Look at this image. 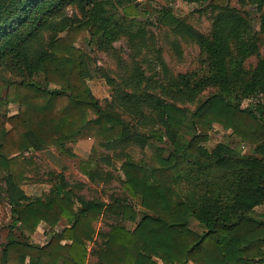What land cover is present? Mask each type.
I'll list each match as a JSON object with an SVG mask.
<instances>
[{"label": "trees", "instance_id": "1", "mask_svg": "<svg viewBox=\"0 0 264 264\" xmlns=\"http://www.w3.org/2000/svg\"><path fill=\"white\" fill-rule=\"evenodd\" d=\"M232 2L209 1L203 33L170 7L144 5L156 18H140L134 0H0V202L13 218L1 263L264 264V0ZM247 6L260 15L258 30ZM154 24L198 46L195 68L170 72L153 47ZM122 39L128 59L115 46ZM80 40L112 53L121 72L97 67ZM145 48L159 71L147 74ZM99 74L111 87L103 102L88 83ZM214 124L253 152L229 141L208 149ZM86 139L94 140L80 164L88 182L116 180L122 192L87 197V183L63 172L47 191L25 192L24 152L40 143L73 155L68 144ZM132 147L151 155L136 159ZM100 162L119 164L123 178ZM41 225L44 244L31 240Z\"/></svg>", "mask_w": 264, "mask_h": 264}, {"label": "rangeland", "instance_id": "2", "mask_svg": "<svg viewBox=\"0 0 264 264\" xmlns=\"http://www.w3.org/2000/svg\"><path fill=\"white\" fill-rule=\"evenodd\" d=\"M138 1L142 5V13L140 18L154 21L156 14L149 16L144 10V5L147 8H164L170 7L173 14L182 18H185L189 23H191L195 28L202 31L203 33H208L210 31L211 19L208 15V4L210 0H201L199 2H186L183 0H134ZM232 5L239 6V0H233ZM246 9L252 10L253 25L256 30L260 27V15L259 13L250 6ZM151 30L153 32L152 44L153 47L161 49V56L166 60L171 73L184 72L189 69L195 68L198 64L199 49L198 46L191 42H186L175 36L167 27L159 25H151ZM82 49L89 51L94 59V63L97 67L102 68V70L109 72L113 76L121 72V69L117 65V60L111 53L107 55L104 52H92L89 50L87 43L80 40L77 43ZM116 48L120 51L124 58L128 59L132 53L128 43L122 39L115 42ZM144 62L143 66L147 70V74L155 73L160 70V67L155 59V53L151 49L146 48L142 51V56ZM256 59L252 58L249 63L255 64ZM156 78H160V75H155ZM35 81L38 83H44V75L42 73L37 74L34 77ZM94 95L99 98L102 102L110 99L111 97V87L108 85L106 79L101 77L100 74L93 79L88 81ZM207 92L205 93V95ZM105 103V102H104ZM250 103L249 99L243 101V106H247ZM196 103L186 102L183 103L184 106L193 109ZM13 113L16 112L17 106L12 104L10 106ZM187 139L189 135L185 136ZM220 141H229L233 146L238 147L243 152L252 153L253 148L246 142L240 141L230 132L226 131L221 125L214 124L213 129L209 133V140L203 143L208 149L214 148V146ZM93 139L80 140L78 142H73L68 144V147L73 152V155H69L61 152L58 148L54 146H44L39 143L38 147L32 146V149L24 152L26 158H30V164L28 166V180L22 186L24 190L31 195H39L42 192L47 191L54 179L52 173L63 172L67 179L71 182L85 181L87 187L81 191L87 197L101 196L104 200H108V194L110 192H122V187L116 180L112 181L108 185L101 184H90L88 178L83 173L80 168V164L83 160L91 154V148L93 145ZM103 150V149H101ZM103 152L113 155L112 151L103 150ZM131 154L136 159L149 158L151 151L147 148L145 151H141L138 147L131 148ZM101 166L105 169L111 170L115 174L123 178V173L121 172L118 165H106L104 162H100ZM35 192V194L33 193ZM135 207L138 209V205L135 203ZM13 224V218L11 216L10 206L6 202H0V243L6 242L8 234L10 232V226ZM196 226V222L192 223ZM97 226L100 228L104 227L103 222H99ZM129 226H133L129 224ZM18 233V231H15ZM49 234L44 232L42 225L38 227L37 231L31 236V240L36 243H46L49 240ZM1 252V247H0ZM1 258V257H0ZM0 264H4L1 263Z\"/></svg>", "mask_w": 264, "mask_h": 264}, {"label": "crops", "instance_id": "3", "mask_svg": "<svg viewBox=\"0 0 264 264\" xmlns=\"http://www.w3.org/2000/svg\"><path fill=\"white\" fill-rule=\"evenodd\" d=\"M24 189V188H23ZM26 192V191H25ZM27 193V192H26ZM34 194H35V192H33ZM28 195H31V194H29V193H27ZM256 209L259 211V212H262L263 210H262V206H256ZM42 229H44L43 228V226H42ZM156 260H157V262H158V264H164L163 263V261L161 260V259H159V258H156Z\"/></svg>", "mask_w": 264, "mask_h": 264}]
</instances>
